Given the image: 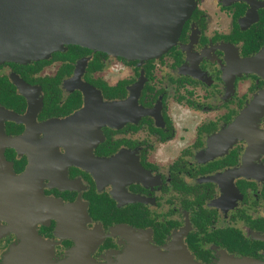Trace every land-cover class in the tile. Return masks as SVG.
Instances as JSON below:
<instances>
[{
  "label": "flooded vegetation",
  "instance_id": "obj_1",
  "mask_svg": "<svg viewBox=\"0 0 264 264\" xmlns=\"http://www.w3.org/2000/svg\"><path fill=\"white\" fill-rule=\"evenodd\" d=\"M30 238L55 261L79 240L100 264L173 244L264 261V0H194L151 59L0 63V264Z\"/></svg>",
  "mask_w": 264,
  "mask_h": 264
},
{
  "label": "water",
  "instance_id": "obj_2",
  "mask_svg": "<svg viewBox=\"0 0 264 264\" xmlns=\"http://www.w3.org/2000/svg\"><path fill=\"white\" fill-rule=\"evenodd\" d=\"M193 6L194 0H0V63L15 62L7 56L25 57L24 63L45 58L62 44H75L70 39L110 48L131 59H151L174 44ZM132 249L102 264H200L179 246L164 253L145 245ZM13 250L1 264H100L82 250L80 240L56 261L42 242L32 238L29 246L19 244ZM211 264L264 261L222 255Z\"/></svg>",
  "mask_w": 264,
  "mask_h": 264
},
{
  "label": "bare ground",
  "instance_id": "obj_3",
  "mask_svg": "<svg viewBox=\"0 0 264 264\" xmlns=\"http://www.w3.org/2000/svg\"><path fill=\"white\" fill-rule=\"evenodd\" d=\"M190 7H192V5H190ZM69 42L71 43H75L76 45H81V46H85V47H90V48H93L91 44H88L87 42L83 41V40H79V39H70L68 40ZM93 49H98V50H102V51H105V52H108V53H111L114 55L113 53V49H110V48H93ZM53 50H56L55 48ZM52 50V51H53ZM40 54V53H39ZM117 55H121L122 57H126V58H129V56H127L126 54H120L118 53ZM33 57H38V56H33ZM130 59V58H129ZM6 60L8 61H15V62H19V63H24L25 61H27V58L25 57H15V56H7L6 57ZM172 246H179L177 244H173ZM180 247V246H179ZM181 248V247H180ZM77 250V249H76Z\"/></svg>",
  "mask_w": 264,
  "mask_h": 264
},
{
  "label": "rangeland",
  "instance_id": "obj_4",
  "mask_svg": "<svg viewBox=\"0 0 264 264\" xmlns=\"http://www.w3.org/2000/svg\"><path fill=\"white\" fill-rule=\"evenodd\" d=\"M145 246H146V245H145ZM133 247H135V246H133V245L129 246L127 252H128V251H129V252H132V250H133L132 248H133ZM170 247H172V246L170 245V246H168L167 248H170ZM167 248H164L163 251H160V250H157V249H155V250H157V251L160 252V253H164V252H165V249H167ZM189 256H190V255H189ZM221 256H222V255L220 254L219 257L217 258V260H218ZM217 260H215V261H217Z\"/></svg>",
  "mask_w": 264,
  "mask_h": 264
},
{
  "label": "crops",
  "instance_id": "obj_5",
  "mask_svg": "<svg viewBox=\"0 0 264 264\" xmlns=\"http://www.w3.org/2000/svg\"><path fill=\"white\" fill-rule=\"evenodd\" d=\"M43 244H44V242H42ZM44 246L46 247V251H47V249H48V251L47 252H49L50 253V250H49V248H48V246L46 245V244H44ZM50 255H51V253H50ZM89 256V255H88ZM92 259V258H91ZM117 259V258H116ZM109 262V261H108ZM110 262H114V261H110ZM96 263V262H95Z\"/></svg>",
  "mask_w": 264,
  "mask_h": 264
}]
</instances>
